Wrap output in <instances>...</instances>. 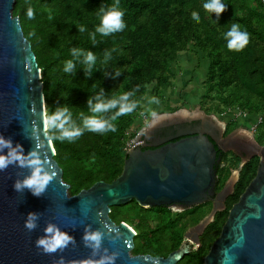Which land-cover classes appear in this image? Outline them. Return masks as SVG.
Masks as SVG:
<instances>
[{"label": "water", "instance_id": "obj_1", "mask_svg": "<svg viewBox=\"0 0 264 264\" xmlns=\"http://www.w3.org/2000/svg\"><path fill=\"white\" fill-rule=\"evenodd\" d=\"M14 6L15 0H0V138L14 148L19 146L24 163L14 162L0 170V264H101L108 257H114L111 264H180L189 248L181 246L167 258L133 256L137 234L124 222L117 225L110 217L111 210L132 201L141 208L167 209H191L209 202L217 184L213 135L199 127H179L174 136L151 145L150 134L163 125L195 120L177 115L179 111L157 117L138 131L134 140L139 144L127 151L116 181L98 182L70 196L47 133L42 71L20 18L13 17ZM33 152L45 171L56 172L40 196L28 188H15L17 181L31 175ZM30 213L38 216L34 230L26 227ZM214 215L215 211L192 230L193 234L203 233ZM49 225L68 237L65 245L53 252L37 244ZM95 231L103 234L96 249L85 242L86 233ZM196 245L200 247L199 242ZM204 264H264V169L232 209Z\"/></svg>", "mask_w": 264, "mask_h": 264}, {"label": "trees", "instance_id": "obj_2", "mask_svg": "<svg viewBox=\"0 0 264 264\" xmlns=\"http://www.w3.org/2000/svg\"><path fill=\"white\" fill-rule=\"evenodd\" d=\"M255 1L259 0H222L228 7L217 19L203 7L209 0H119L127 27L107 37L97 33L93 45L89 32H94L100 23L99 8H107L116 0H15L13 17L20 18L23 33L31 42L42 71L48 122L53 113L66 105L77 125L82 126L83 118H91L94 123H104L106 127L111 124L116 129L85 130L73 142H60L51 139L48 126L55 160L63 170L70 196L89 190L98 182L111 184L121 176L128 158L126 134L133 129L148 87L156 84L155 98L171 88L170 65L179 59L178 55L189 53L190 43L210 63L207 78L212 73L219 74L220 85L229 93L226 99L229 106L238 105L252 114H264V9L251 10ZM28 7L34 10L32 19L26 16ZM193 12L199 14V23L192 20ZM243 12L247 15H242ZM233 23L249 33L248 45L239 51L227 48L224 35ZM79 25L87 30L80 33ZM72 47L97 55L90 74L85 73L80 63L72 74L62 71L64 62L72 59ZM106 52H111L112 59L102 64ZM120 69L122 73L117 76ZM99 93L101 110H89L88 100ZM128 93L132 94L124 99ZM136 134L135 131L132 136ZM130 204L138 206L135 201ZM121 207L111 210L114 222V214ZM157 209L160 222L155 228L148 227L149 236L154 239L170 230L175 222L169 210ZM144 228L147 227L142 225L140 230ZM140 240L137 234L133 256L167 257L182 242L170 236L154 250L147 240ZM167 245L168 251L159 255L156 250ZM204 252L201 247L197 253L185 256L180 264H203Z\"/></svg>", "mask_w": 264, "mask_h": 264}, {"label": "rangeland", "instance_id": "obj_3", "mask_svg": "<svg viewBox=\"0 0 264 264\" xmlns=\"http://www.w3.org/2000/svg\"><path fill=\"white\" fill-rule=\"evenodd\" d=\"M250 9L261 11L260 9H264V5L260 1H255L252 3ZM242 15H247V12H243ZM188 49L189 53L185 52L181 54L183 57L185 54L191 53L204 57L206 61L208 60L205 54L194 48L193 43L189 44ZM181 55H178L179 59L177 58V60L170 65V69L173 74L171 88L162 91V93L155 98L153 92L156 84H152L148 87L147 95L142 102L143 105L145 101H150L152 103V97L150 94L153 95V100L159 104L157 106H153L152 109H147L143 112L144 116H146L148 119V123H150V121L156 120L157 117L164 118L165 114L174 113L172 112L174 109H179V113L177 115H185L187 119L189 117H193L195 120L200 119L201 115L199 112L201 111L210 117V120H212L210 122H212L214 126L224 127L228 124L232 129H237L239 134L249 135V137L264 145V114H252L247 110L241 109L238 105L229 106L226 102L229 93L220 85L219 74L212 73L210 77L207 78L209 71H205V65H202L201 67H196V71L193 69L191 76H189L188 73L184 72L183 65L190 62L186 58L185 60H181ZM136 121L139 122L138 118ZM148 123H145L143 127H146ZM140 130L141 128L136 130L130 129L127 134L131 135V140H133ZM135 131L137 134L135 137H133L132 133ZM126 140L127 149V143L129 141L128 137ZM231 168L233 172L228 173V175H226V179L230 175L233 176L237 171V166H232ZM181 210L182 209L179 207H172L170 209V215L172 219L176 218L178 212ZM158 211L159 210L157 208H141L129 203L125 205V207H121L119 211L114 214V218L117 225L126 221L124 223L130 225L134 230H136V234L141 237L140 242L147 240L149 247H152L154 250L158 249V247L162 245L164 239H167L170 236H175L176 239H181V246L189 248V251H194L197 253L198 247L196 242H193L194 245L192 246L191 244L189 245L184 240V234L188 233L192 227H197L201 220L206 219L210 212V207L204 206L201 210H199L198 213H196V215H194V217H184L181 215L180 218H177V220L170 225V230L165 231L164 234L158 236L156 235L154 239L150 238L149 234L151 231L148 229V227L155 228L159 224L160 213ZM225 221L226 218L221 217L201 240L200 244H202V247L205 249L203 258L208 255L212 245L220 237L221 229ZM142 225L147 228L140 230ZM192 234L193 232L191 230L189 235ZM196 234L197 233L195 232L194 235ZM189 240L192 239L189 237ZM168 249L169 246L167 245L166 247H162L156 251L159 253V255H164Z\"/></svg>", "mask_w": 264, "mask_h": 264}, {"label": "clouds", "instance_id": "obj_4", "mask_svg": "<svg viewBox=\"0 0 264 264\" xmlns=\"http://www.w3.org/2000/svg\"><path fill=\"white\" fill-rule=\"evenodd\" d=\"M204 9L215 14L216 18L219 19L222 13L227 10V5L222 2V0H209V2L204 3ZM100 12V23L95 27L94 32H89V39L92 41L93 45L96 43V34L101 36H109L113 33L122 32L126 27V22L123 19L125 13L119 7V0H116V3L105 8L101 6L99 8ZM26 16L29 19L34 18V10L31 7H28L26 10ZM49 15V19H51ZM192 20L196 23H199L200 16L198 13H192ZM80 33L85 32L87 29L84 25L77 26ZM227 41V48L229 50H242L249 43V33L246 30H242L241 26L238 23L231 24L229 30L224 34ZM112 51H116L115 48ZM70 54L72 59H68L64 62L62 71L66 74L74 73L77 68V63L84 65V70L86 74H90L96 66L97 55L91 50H85L82 48L72 47L70 49ZM112 59L111 52H106L104 54L102 64H107L109 60ZM122 70H117L116 75L120 76ZM103 90H101V93ZM96 94L93 98L88 100L89 110L99 111L100 108V95ZM125 95L124 99H127L129 95ZM48 126L50 128L51 139L56 141H75L85 130L95 131V132H104V131H115V127L111 124L105 126L104 123H94L91 118H83L82 126L77 125L76 122L72 119V112L68 106H63L59 108L53 116L50 117ZM39 147V146H38ZM8 151L6 154H0V170L5 169L10 164L14 162H20L21 164L24 161L20 155L19 146L13 147L10 141H7L3 138H0V153H4V150ZM32 159L29 162V166L33 169L31 175L24 179L23 181H17L15 188L17 191H22L24 188H28L32 191L33 195L40 196L48 183L55 177L56 172L51 171L49 174L45 171L41 165L40 159L37 157L36 153H32ZM38 219L37 214L30 213L26 222V227L29 230H34L36 228V221ZM117 231V229H110ZM102 233L100 231L87 232L85 235V242L87 246H90L94 249L99 248L102 241ZM68 237L58 231L54 225H49L46 228V236L37 241L38 246H42L46 252L56 251L58 248H61L67 242ZM114 257L105 258L104 261H101V264H111ZM158 264V262H157Z\"/></svg>", "mask_w": 264, "mask_h": 264}, {"label": "flooded vegetation", "instance_id": "obj_5", "mask_svg": "<svg viewBox=\"0 0 264 264\" xmlns=\"http://www.w3.org/2000/svg\"><path fill=\"white\" fill-rule=\"evenodd\" d=\"M178 111L179 109L174 111V113H177ZM179 127H181L180 129L182 130L199 127L201 130L209 132L213 135L215 140H211L217 148V184L215 188V195L209 202L203 205L193 207L191 209H182L178 212L176 218L172 219L173 221H176L177 218L181 217V215L184 217H194V215H196V213H198L204 206L210 207V212L206 219L213 211H215L212 221L207 225L203 233L199 232L196 235L192 234L190 236L192 240H189L186 235L195 228L192 227L188 233L184 234V240L192 246L194 245L193 242L201 243V240L206 236L210 228L213 227L221 217H225L226 221L222 226V233V230L230 217L232 209L239 203L248 187L258 176L259 171L264 169V145L249 137V135L239 134L237 129H232L228 124L224 127H217L214 126L210 120L201 119V117L200 119H196L194 121H175L173 123L163 125L161 128L150 134V144H159L162 140H164V138L174 136L175 133H177L175 132V129ZM232 166H237V171L233 176L230 175L226 179V175L233 172L231 168ZM164 209L170 211V209ZM204 220H201L200 223ZM201 247L202 244L198 247V251ZM192 253L195 252L190 251L188 255Z\"/></svg>", "mask_w": 264, "mask_h": 264}, {"label": "crops", "instance_id": "obj_6", "mask_svg": "<svg viewBox=\"0 0 264 264\" xmlns=\"http://www.w3.org/2000/svg\"><path fill=\"white\" fill-rule=\"evenodd\" d=\"M191 54V53H190ZM185 54L184 55V57H183V55H181L182 57H181V60L182 59H184L185 60V58L186 59H188L189 60V62L190 63H186L185 65L187 66H185V65H183V67H184V72L185 73H188V75L189 76H191V72L193 71V69L195 70L196 69V67H201L202 65H205L204 66V68L206 69L205 71H208L209 70V66H210V64H209V62L208 61H206L205 59H204V57H201L200 55L199 56H197V55H194V54ZM204 68H203V70H204ZM187 72H186V71ZM196 71V70H195ZM199 72V71H198ZM184 74V73H183ZM185 75V74H184ZM175 82H176V80H175ZM151 95V97H152V103L149 101H145L144 102V105H143V103L141 104V106H146V107H141V109H140V111H139V115H138V120H139V122H137V121H135V123H134V126H133V129L134 130H136V129H139V128H141L142 129V127L144 126V121H143V118H142V116L143 117H146V116H144V114H143V112L145 111V110H147V109H152V107L153 106H157V105H159L158 103H156L154 100H153V95L152 94H150ZM140 123V124H139ZM140 126V127H139ZM142 126V127H141ZM139 127V128H138Z\"/></svg>", "mask_w": 264, "mask_h": 264}, {"label": "built area", "instance_id": "obj_7", "mask_svg": "<svg viewBox=\"0 0 264 264\" xmlns=\"http://www.w3.org/2000/svg\"><path fill=\"white\" fill-rule=\"evenodd\" d=\"M263 5H264V0H259ZM143 121H144V124L145 123H148V119L147 117H143ZM128 135V134H127ZM129 141L127 143V151H129L130 149L136 147L139 143H136L135 140H131V135H128L127 136ZM137 236V235H136Z\"/></svg>", "mask_w": 264, "mask_h": 264}, {"label": "bare ground", "instance_id": "obj_8", "mask_svg": "<svg viewBox=\"0 0 264 264\" xmlns=\"http://www.w3.org/2000/svg\"><path fill=\"white\" fill-rule=\"evenodd\" d=\"M127 225H128V224H127ZM128 226H129V227H130L135 233H137L136 230H134L130 225H128Z\"/></svg>", "mask_w": 264, "mask_h": 264}]
</instances>
